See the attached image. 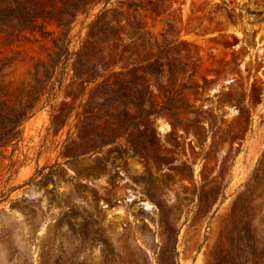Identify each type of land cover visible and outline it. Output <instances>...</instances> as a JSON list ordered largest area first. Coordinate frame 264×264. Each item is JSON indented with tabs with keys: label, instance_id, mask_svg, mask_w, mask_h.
Returning a JSON list of instances; mask_svg holds the SVG:
<instances>
[{
	"label": "rangeland",
	"instance_id": "374dc122",
	"mask_svg": "<svg viewBox=\"0 0 264 264\" xmlns=\"http://www.w3.org/2000/svg\"><path fill=\"white\" fill-rule=\"evenodd\" d=\"M102 6L60 57L0 33V264H264V0H111L104 61ZM155 61L177 114L119 119L101 81Z\"/></svg>",
	"mask_w": 264,
	"mask_h": 264
},
{
	"label": "trees",
	"instance_id": "16d2710c",
	"mask_svg": "<svg viewBox=\"0 0 264 264\" xmlns=\"http://www.w3.org/2000/svg\"><path fill=\"white\" fill-rule=\"evenodd\" d=\"M111 0H0V33H3L6 38L18 40L24 37L26 33H41L42 35L51 34L48 29L49 24H56L57 27L63 29L64 35L54 39V44L57 47L56 56L60 57L63 52L68 53V48L64 45L70 43V32L72 25L79 15H88L92 9L99 4L103 5L100 14L88 26L86 38L84 39V48L87 46L101 42V61L105 57L102 55L104 45L115 43L121 38L122 32H131L130 36L134 38L135 31L125 28L122 23V18L115 12L113 20L108 19V14L111 8L108 4ZM101 21V26H96ZM97 27V28H96ZM126 32V33H127ZM116 48V45L113 46ZM79 64L82 66V55L84 50L79 51ZM68 57V56H67ZM159 62H150L147 65H140L130 68L126 73L119 72L118 77L112 79L108 75L101 81L102 95L104 103L117 102L122 105L121 114L125 118L133 117L135 119L144 118L151 119L155 114L167 113L170 117L177 113L173 111L170 104L160 105L153 99V92L150 86H145L148 81V76L155 74L154 65ZM106 64L101 71H107ZM159 71V70H158ZM85 71L75 68V74L85 77ZM97 75L87 77L88 82L96 80ZM185 86V83L182 84ZM30 107H23V115L26 114ZM134 108V112H130Z\"/></svg>",
	"mask_w": 264,
	"mask_h": 264
}]
</instances>
